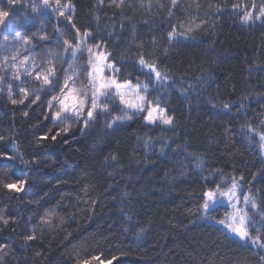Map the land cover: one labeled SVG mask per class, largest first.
Segmentation results:
<instances>
[{
  "label": "trees",
  "instance_id": "16d2710c",
  "mask_svg": "<svg viewBox=\"0 0 264 264\" xmlns=\"http://www.w3.org/2000/svg\"><path fill=\"white\" fill-rule=\"evenodd\" d=\"M49 1L173 125L129 119L109 92L87 128L64 132L41 97L0 84V264H264L217 224L227 207L203 208L236 180L249 234L264 236V0Z\"/></svg>",
  "mask_w": 264,
  "mask_h": 264
},
{
  "label": "rangeland",
  "instance_id": "374dc122",
  "mask_svg": "<svg viewBox=\"0 0 264 264\" xmlns=\"http://www.w3.org/2000/svg\"><path fill=\"white\" fill-rule=\"evenodd\" d=\"M53 4L54 3L48 0V7H44L43 0H20L19 3L13 6L9 5L7 0H0V9L8 10L11 13L5 26L0 29L1 88L8 87L10 81L13 80L19 84L17 87L18 89L23 88L27 94H33L37 99L39 97L42 98L50 121L53 124L63 129L80 125L84 126V121L87 120V110L91 107L94 90L89 78V72L94 70L89 64L90 57L88 50L91 48L94 54L102 52L106 55V53L100 45H92L87 42L85 35H79L78 37L77 34H73L71 36L74 29L66 19V17H70V9L66 8L64 16H60L62 10L58 8L54 9L52 7ZM33 7H36L38 11L33 13ZM57 18L62 19L64 23L59 26H56V24L54 25ZM54 28H56L54 30L56 33L55 35L52 34L53 36L50 37L49 35ZM17 31L21 33V41H16L14 39ZM23 39H28L31 43L24 45L22 42ZM65 40L69 41L71 45L67 51L65 50ZM17 48L20 49L19 52L16 51ZM73 51L76 53L75 57L72 55ZM14 53L15 57L13 58ZM103 63L105 65L111 64L108 59ZM50 69H52L53 72L50 73ZM38 73L42 77L45 75L49 76L55 83L46 85L43 79L36 78ZM17 76L19 79L16 78ZM104 77L109 80L116 79L115 71L105 67ZM119 83L125 85V82ZM109 92L118 98L120 103L121 98H123L125 103L121 104L127 109L130 116L141 113H144L145 117L147 116L149 103H146L145 97L140 90H137L133 86L129 87L125 85L120 89V94H117V90L114 87L110 89ZM69 93L80 99L86 100L83 115L77 120L72 113L62 112L61 118L53 121L51 118L52 112L59 110V101ZM53 97H56V99L53 100ZM140 97H143L145 101L144 110L143 112H136L133 115L135 110L129 108L128 104H140ZM50 101L51 107L49 105ZM152 107L157 108V106L153 105ZM153 116L158 117L159 112L154 111ZM164 116L165 118L168 117L165 112ZM156 123L164 125L160 119H157ZM230 189L231 187L227 191ZM241 194L242 192L240 190L239 201H241ZM238 205L235 199L229 203L225 196L218 198L217 202L212 205L211 208L214 209L218 206L227 207L228 210L226 211L228 215L223 220L228 223H233L235 226H239L238 216L235 221L232 219L233 214H235L236 210L239 208L237 207ZM219 225L231 236L239 239L235 234L230 233L223 225Z\"/></svg>",
  "mask_w": 264,
  "mask_h": 264
},
{
  "label": "snow or ice",
  "instance_id": "6c2138e0",
  "mask_svg": "<svg viewBox=\"0 0 264 264\" xmlns=\"http://www.w3.org/2000/svg\"><path fill=\"white\" fill-rule=\"evenodd\" d=\"M9 5H13L15 6L17 3L20 2V0H7ZM44 3V7H48V0H43ZM173 3H175V0H173ZM38 9L36 7L32 8V12L35 13L37 12ZM11 15L10 11L8 10H3L0 9V29H2L5 24L8 21L9 16ZM61 16H64V12H60ZM264 18V6H262L260 8V14L256 17V19H262ZM66 19L71 23V17H66ZM243 19L245 21L251 20L252 16L249 13H245ZM73 27H75V25H72ZM78 37H79V32L77 33ZM85 36H89V33H85ZM6 39V38H5ZM14 39L16 41H21L22 37H21V33L19 31H17L15 33ZM23 44L24 45H28L31 43L30 40L28 39H23ZM65 44V50L67 51L71 45L69 43V41L65 40L64 41ZM19 48L16 49L17 52H19ZM89 64L91 66V68L94 71H90L89 72V78L93 87V94H92V100H91V107L87 110V120L84 121L85 124V128L88 127V124L91 120L94 119L95 116V112L96 109L98 108V102L100 101V98L102 96H106L109 95V90L112 89L113 87L117 90V94H120V89L122 87H124L125 85L127 86H131L129 81L125 82V85H122L121 83H119L116 79H106L104 77V70L105 67H107L109 70H113V71H117L115 69H113V66L111 64L105 65L103 62L107 59L106 55L104 53H96L94 54L91 50V48H89ZM75 51L72 52L73 57H75ZM15 57V53L13 54V58ZM140 64L142 67H145L147 69H149V71L151 73H154L156 76V79L158 82H163V77L161 76V73L159 71H157L156 66L154 64H147L146 61L143 59V57L140 60ZM49 72H53L52 69L49 70ZM54 74V73H53ZM17 79H19V77H16ZM37 79H43L44 83L46 85H50V84H54L55 81L51 80L49 78V76L45 75V76H41L39 73L37 74ZM21 93L23 94L24 97H26L28 94L27 92H25V90L23 88L20 89ZM146 91V89H145ZM86 95V94H85ZM53 100L56 99V97L52 98ZM141 103L140 104H128V107L135 110L133 115L136 112H143L144 110V98L140 97ZM23 103V98L20 101H17L16 99H11V103L12 104H17V103ZM33 103H35V101H33ZM86 100L85 99H80L76 96H73L71 93H69L68 95H66L63 99H61L59 101V110L58 111H54L51 114V118L53 121H56L58 119L61 118V113H72L77 120H79L81 118V116L83 115L84 112V106H85ZM121 103L124 104L125 101L123 100V98H121ZM49 105L51 107V101L49 102ZM149 107V111L147 113V116L145 117V119L149 122V123H156L157 119H160L162 121V123L164 125H173V118L172 117H166L164 116V109H159L157 108H153L151 103L148 104ZM225 107L227 108L228 106L225 105ZM154 111H158L159 112V116H153V112ZM129 119H131V116H129ZM64 132H67L68 129L64 128L63 129ZM46 136H42L41 139H46ZM260 139L262 141H264V133L261 134ZM52 140H56V136H52ZM262 149H264V145H261ZM243 179V177H241V180ZM25 185H26V181L25 180H20L18 183H9L6 184L5 187L9 190H14L15 192L19 193L22 192L25 189ZM241 186L240 184L236 181L233 180L232 182V186L231 189L227 192H222L219 189H217L215 192L213 190H206L203 193V197H204V204H203V208L206 212L211 211L212 208L211 206L214 205L217 202L218 198H222V197H227V200L229 203H231L234 199L237 201V203H239V192H240ZM244 204L248 205L251 204V208L252 209H256L257 208V204L256 202L253 200V198L247 194L244 195ZM239 218V226H235L233 223H228L225 220H220L218 221L219 224L223 225L230 233L235 234L240 240L245 241H251V243L254 246H258L262 249H264V242H262V240H264V236H261L260 234V230L257 229V235L255 237L251 236L249 234L248 231V226L250 224H253V217L249 216L247 211H242L240 209L236 210V213L233 214L232 219L235 221L236 218ZM260 217L261 220H264V212L260 213ZM206 218H210V217H206ZM5 223H7V221H5ZM254 226V225H253ZM34 237L32 236H27L25 237L26 240H32ZM4 245L0 244V248H3ZM92 259L94 260H99L100 264H113V261L117 259V257H113L110 260H102L100 259L99 256L96 257H92ZM262 260H264V256L261 257ZM84 264H88V261H85Z\"/></svg>",
  "mask_w": 264,
  "mask_h": 264
}]
</instances>
